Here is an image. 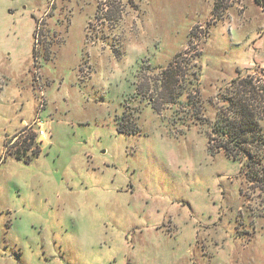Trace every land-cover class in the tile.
Masks as SVG:
<instances>
[{"label":"rangeland","instance_id":"obj_1","mask_svg":"<svg viewBox=\"0 0 264 264\" xmlns=\"http://www.w3.org/2000/svg\"><path fill=\"white\" fill-rule=\"evenodd\" d=\"M263 112L254 0H0V264H264Z\"/></svg>","mask_w":264,"mask_h":264},{"label":"trees","instance_id":"obj_2","mask_svg":"<svg viewBox=\"0 0 264 264\" xmlns=\"http://www.w3.org/2000/svg\"><path fill=\"white\" fill-rule=\"evenodd\" d=\"M254 2L262 6V8L264 9V0H254ZM239 77L240 76L234 78L233 80L237 81L236 79H238ZM233 80L230 82V84H233ZM226 88H228V85L226 86ZM220 113L221 112L219 111L212 124V131L214 132L212 133V138L216 136L220 139L221 145L219 147H222L224 152L228 156L237 157L238 155H244L248 156L250 161L251 157L254 158V151L253 149H248V147H246V144H254V141L258 142L261 138L260 133H257L258 128L256 127V121L248 114L243 116V118H245L244 123L238 122L235 119L232 123V121L229 122V119L226 121V117L223 115L221 116ZM246 124L247 126L248 124L251 125L254 128V132L250 130L251 127H247V129H244ZM249 165H251V163Z\"/></svg>","mask_w":264,"mask_h":264},{"label":"built area","instance_id":"obj_3","mask_svg":"<svg viewBox=\"0 0 264 264\" xmlns=\"http://www.w3.org/2000/svg\"><path fill=\"white\" fill-rule=\"evenodd\" d=\"M37 128H38V130H37L38 138H39L40 141H42L47 136V132L44 129L43 123L41 121L40 122H37Z\"/></svg>","mask_w":264,"mask_h":264}]
</instances>
